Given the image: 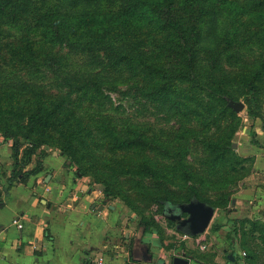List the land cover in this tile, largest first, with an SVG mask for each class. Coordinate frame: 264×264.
<instances>
[{"label": "trees", "instance_id": "1", "mask_svg": "<svg viewBox=\"0 0 264 264\" xmlns=\"http://www.w3.org/2000/svg\"><path fill=\"white\" fill-rule=\"evenodd\" d=\"M110 93L175 121L173 138L115 118L121 104ZM263 99L264 0H0V146L12 143L9 185L38 174L41 148L54 147L106 197L135 188L139 203L161 215L193 201L223 208L222 185L235 183L244 162L232 149L240 119L228 102L243 100L254 119ZM195 145L202 168L192 161ZM213 187L217 201L206 197ZM232 224L228 239L248 224L264 244L259 220ZM139 226L158 230L153 218ZM244 239L239 246L250 249ZM244 253L252 264L255 251Z\"/></svg>", "mask_w": 264, "mask_h": 264}, {"label": "crops", "instance_id": "2", "mask_svg": "<svg viewBox=\"0 0 264 264\" xmlns=\"http://www.w3.org/2000/svg\"><path fill=\"white\" fill-rule=\"evenodd\" d=\"M64 162L62 157H45L38 174L9 185L12 143L0 146V264H92L100 257L105 264H171L175 256L189 264H244L237 242L225 239L235 218L227 224L210 223L198 237L181 233L175 243L161 241L154 231L141 233L121 220L117 208L101 203L91 183L75 177ZM32 163L25 171L34 168ZM261 164L264 169V160ZM85 186L88 192L78 197ZM253 196L263 207L260 189L248 190L242 201ZM14 218L21 229L11 224ZM213 224H218L217 231L210 229Z\"/></svg>", "mask_w": 264, "mask_h": 264}, {"label": "rangeland", "instance_id": "3", "mask_svg": "<svg viewBox=\"0 0 264 264\" xmlns=\"http://www.w3.org/2000/svg\"><path fill=\"white\" fill-rule=\"evenodd\" d=\"M109 95L115 106L121 104V108L119 110L111 113L115 118L121 121L131 120L134 123L145 124L151 134H154L162 139L173 138V136L170 135L177 130L175 121H168L163 116L157 118L154 116L152 110H144L140 108L138 104H136L130 98L125 99L123 97H119L116 95V93H110ZM239 102L244 104L243 100H240ZM258 114L264 118V99L262 100ZM238 117L240 119V123L237 130L233 134L232 149L235 151L237 157L244 160L243 167L235 173L234 176L237 177L234 184L222 185L224 188L222 189V192L229 195V202H227L223 208L215 209V215L211 224L213 222L227 224L231 222V220H234V218L240 222H243L244 220H259L264 224V206L262 207L258 204L259 195L258 197L253 196L252 199L245 201H242L244 199L241 197L243 194L248 192V190L253 188L260 189L262 192H264V180H261V177L264 178V169L261 164L262 160H264L263 119L261 117H256L254 119L249 118L247 115L246 106L244 110L238 114ZM255 143H257V145H255ZM196 149L197 152H195ZM41 150L45 152V157L50 159L62 157L65 161V168H72L75 177L78 176L80 178L87 179L91 183L90 189L96 194L99 193V196L101 197V203H107L117 208L119 212L118 214H120V216L123 215L121 220L126 221V223H128L130 226H134L141 233L144 231L142 227L139 226L142 220L153 218L158 230L153 228L152 231H154L161 241L165 240L166 242L175 243L181 235V233L176 231L175 225L173 223L168 222L162 217L161 213L158 212L157 205L153 204L146 206L145 203H139L137 197L135 196V188L129 190L122 187L121 192L125 194V196L117 194L115 197H106L103 194L104 189L101 191V186L96 184L92 177H81L80 174H77V167L70 165L58 148L42 147ZM39 152L40 151H38L36 155ZM52 153H55L54 155L56 156H52ZM36 155L32 158L34 162L32 163V167L35 166ZM188 159L191 160V157ZM201 160H203L202 154L197 145H195V147H193L192 161L196 167L200 166V168H202V165H200ZM216 188L217 187H213L206 190V197L209 200L217 201V196L219 195L216 194ZM122 197H126L129 202L135 206V209L131 208ZM232 202H234V204H232ZM239 202L240 204H238ZM242 227H244L243 233L239 231L237 236H233L232 239L237 242V245H239V242H242V240L245 238L244 242H246V245L249 246L250 249H248L246 246L245 248L239 246L238 250L240 255L246 252V256H249V252L255 251L256 256L252 264H264V244L259 239V234L254 233L250 235V226L248 224ZM152 231L147 230L144 232L146 233ZM225 237L226 234L224 232L223 239ZM225 239L228 241V238ZM228 253H230V250L227 251V254ZM242 258L244 259L246 257ZM247 260L248 259H246V261ZM243 262L244 264H247L245 260H243Z\"/></svg>", "mask_w": 264, "mask_h": 264}, {"label": "water", "instance_id": "4", "mask_svg": "<svg viewBox=\"0 0 264 264\" xmlns=\"http://www.w3.org/2000/svg\"><path fill=\"white\" fill-rule=\"evenodd\" d=\"M228 107L237 114L241 113L245 108L242 102L234 101H229ZM103 189L104 186H101L100 190L102 191ZM85 192H88V186H85L82 189L80 194H78V197H81V194ZM232 204H234V202H232ZM99 209L101 210L102 207ZM214 214L215 209L197 201L188 204H181L176 207L165 206L162 211V217L173 223L178 232L192 238L205 233L212 222ZM228 259L230 262H234L232 256H228ZM171 264H189V260L184 257L175 256L172 258Z\"/></svg>", "mask_w": 264, "mask_h": 264}, {"label": "built area", "instance_id": "5", "mask_svg": "<svg viewBox=\"0 0 264 264\" xmlns=\"http://www.w3.org/2000/svg\"><path fill=\"white\" fill-rule=\"evenodd\" d=\"M11 224L14 225L18 229L22 228L21 224L19 223L18 218H14L12 220ZM241 256L244 257L245 253H242ZM92 264H105V261H104L103 257H100V258H97L96 260H94Z\"/></svg>", "mask_w": 264, "mask_h": 264}]
</instances>
